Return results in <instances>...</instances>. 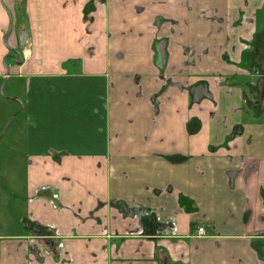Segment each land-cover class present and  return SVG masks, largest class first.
Returning a JSON list of instances; mask_svg holds the SVG:
<instances>
[{"label": "crops", "instance_id": "obj_1", "mask_svg": "<svg viewBox=\"0 0 264 264\" xmlns=\"http://www.w3.org/2000/svg\"><path fill=\"white\" fill-rule=\"evenodd\" d=\"M24 30L10 72L94 76L106 120L30 151L25 219L66 247L24 224L0 264H264V0H0V80Z\"/></svg>", "mask_w": 264, "mask_h": 264}, {"label": "rangeland", "instance_id": "obj_2", "mask_svg": "<svg viewBox=\"0 0 264 264\" xmlns=\"http://www.w3.org/2000/svg\"><path fill=\"white\" fill-rule=\"evenodd\" d=\"M16 48L19 49L20 44ZM14 59L8 57L6 70L20 65ZM64 67L67 71L71 69ZM29 69L10 72L0 80V236L15 235L24 229L31 150L41 151L49 147L60 149L62 153L69 150L87 152L97 149L103 141L105 105H100L98 100L101 97L104 100L105 96L98 78L45 73L31 76ZM13 97L22 99L24 104ZM77 97V102L85 104L81 111L80 106H68ZM52 140L61 145H52ZM41 227L47 229L44 225ZM49 228L52 232L43 235V239L45 242L46 239H55V249L62 251L67 245L65 239L70 236L53 226ZM47 245L51 246L46 242Z\"/></svg>", "mask_w": 264, "mask_h": 264}, {"label": "water", "instance_id": "obj_3", "mask_svg": "<svg viewBox=\"0 0 264 264\" xmlns=\"http://www.w3.org/2000/svg\"><path fill=\"white\" fill-rule=\"evenodd\" d=\"M11 30H12V27L9 26V33H8V35L11 33ZM8 35H7V36H8ZM20 41H21L20 48L16 50V52L19 53V54H21V53H22V50H24V49L27 47V43H28V32H27L26 30H24V31L21 33ZM21 61H22V58H21L20 62H21ZM9 71H10V67L8 68V73H9ZM13 99H14V100H17V101H19V102H22V100H21L20 98H18V97H13ZM10 122H11V120L9 121V123H10ZM9 123H8V124H9ZM6 127H7V126H6ZM24 224L26 225L25 222H24ZM33 229H34V231H36V232H40V228L35 227V228H33ZM46 242H47L49 245H51V246L54 244V241L51 240V239H46ZM174 264H184V263H182V262H176V263H174Z\"/></svg>", "mask_w": 264, "mask_h": 264}, {"label": "flooded vegetation", "instance_id": "obj_4", "mask_svg": "<svg viewBox=\"0 0 264 264\" xmlns=\"http://www.w3.org/2000/svg\"><path fill=\"white\" fill-rule=\"evenodd\" d=\"M17 49H18V48H14V49L12 50V52L10 53V57L15 58L14 60H15L16 62H20L21 58L23 57V53H21V54L17 53V52H16ZM10 71H11V70H10ZM10 71H9V72H10ZM20 103L24 104L23 102H20ZM24 222H25L26 225H27L29 228H31L33 231H34L33 228H35V227L40 228V232H38V233H41L42 230H43V227H41L42 225H40L39 223H32V222H30V221H27L26 219L24 220ZM31 223H32V224H31ZM35 232H36V231H35Z\"/></svg>", "mask_w": 264, "mask_h": 264}, {"label": "trees", "instance_id": "obj_5", "mask_svg": "<svg viewBox=\"0 0 264 264\" xmlns=\"http://www.w3.org/2000/svg\"><path fill=\"white\" fill-rule=\"evenodd\" d=\"M193 130V129H192ZM30 230H31V232H33L34 234H42V235H45V233L43 232V230H42V232L41 233H38V232H35V231H33L31 228H30ZM48 246V245H47ZM50 249H51V251H53V252H55L56 251V249H55V244H53V246H48Z\"/></svg>", "mask_w": 264, "mask_h": 264}, {"label": "built area", "instance_id": "obj_6", "mask_svg": "<svg viewBox=\"0 0 264 264\" xmlns=\"http://www.w3.org/2000/svg\"><path fill=\"white\" fill-rule=\"evenodd\" d=\"M198 234H199V235H206V232H205L204 227H199V228H198Z\"/></svg>", "mask_w": 264, "mask_h": 264}]
</instances>
